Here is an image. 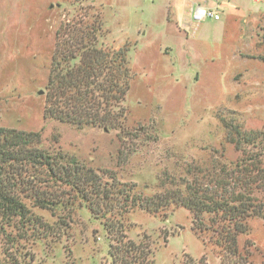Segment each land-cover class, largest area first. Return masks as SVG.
<instances>
[{
    "label": "rangeland",
    "instance_id": "1",
    "mask_svg": "<svg viewBox=\"0 0 264 264\" xmlns=\"http://www.w3.org/2000/svg\"><path fill=\"white\" fill-rule=\"evenodd\" d=\"M197 4L205 0H0V127L40 132L46 149L112 171L144 196L176 190L188 179L211 190L220 168L252 163L263 149H238L235 141L236 127L264 133V0H208L221 19L193 33ZM96 22L104 46L128 51L134 74L123 132L44 118L57 32L97 29ZM259 159L264 167V154ZM257 196L264 203V193ZM33 212L53 228L40 241L29 233L23 264H112L107 234L85 208L66 218ZM127 218L130 239L151 235L156 264L221 262L210 238L193 231L185 208L157 215L137 209ZM249 225L240 247L253 244V264H264V218ZM2 244L0 236V264H15Z\"/></svg>",
    "mask_w": 264,
    "mask_h": 264
},
{
    "label": "trees",
    "instance_id": "2",
    "mask_svg": "<svg viewBox=\"0 0 264 264\" xmlns=\"http://www.w3.org/2000/svg\"><path fill=\"white\" fill-rule=\"evenodd\" d=\"M95 24L98 28L93 30L85 26L57 32L44 118L79 129L123 132L125 102L134 76L130 58L126 49L104 46L99 34L102 24ZM236 129L238 149L262 145V151L251 155L252 163H237L232 171L220 168L211 190L199 180L188 179L176 190L144 196L136 185L122 183L112 171H98L62 149H46L40 132L0 127L3 254L23 264L29 233L35 241L49 237L52 225L34 209L66 218L77 208H85L107 234L112 264H156L157 247L151 235L130 239L127 216L137 209L157 215L174 206L190 211L193 231L210 238L220 264H253V244L241 248L239 238L249 234L252 219L264 218V203L257 196L264 193V167L259 159L264 154V133ZM59 219L66 224L64 218ZM202 241L206 247L208 242ZM200 263L206 264V258ZM185 264L196 263L189 258Z\"/></svg>",
    "mask_w": 264,
    "mask_h": 264
},
{
    "label": "built area",
    "instance_id": "3",
    "mask_svg": "<svg viewBox=\"0 0 264 264\" xmlns=\"http://www.w3.org/2000/svg\"><path fill=\"white\" fill-rule=\"evenodd\" d=\"M221 13L218 8L207 6V4H197L192 7L191 22L194 24L193 33L198 31L204 22L208 20L219 21Z\"/></svg>",
    "mask_w": 264,
    "mask_h": 264
},
{
    "label": "crops",
    "instance_id": "4",
    "mask_svg": "<svg viewBox=\"0 0 264 264\" xmlns=\"http://www.w3.org/2000/svg\"><path fill=\"white\" fill-rule=\"evenodd\" d=\"M205 3L207 4V6L209 7H213V8H218L220 10V8L218 7V5H210L208 4V0H205ZM220 12V11H219Z\"/></svg>",
    "mask_w": 264,
    "mask_h": 264
},
{
    "label": "water",
    "instance_id": "5",
    "mask_svg": "<svg viewBox=\"0 0 264 264\" xmlns=\"http://www.w3.org/2000/svg\"><path fill=\"white\" fill-rule=\"evenodd\" d=\"M41 94H43V91H41Z\"/></svg>",
    "mask_w": 264,
    "mask_h": 264
}]
</instances>
